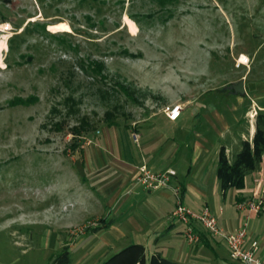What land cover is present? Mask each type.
Returning a JSON list of instances; mask_svg holds the SVG:
<instances>
[{
  "label": "rangeland",
  "instance_id": "obj_1",
  "mask_svg": "<svg viewBox=\"0 0 264 264\" xmlns=\"http://www.w3.org/2000/svg\"><path fill=\"white\" fill-rule=\"evenodd\" d=\"M256 48L253 78L264 0H0V264H49L65 245L71 264H100L144 241L92 232L104 162L119 171V148L137 150L121 129L156 96L225 95L199 73L229 78Z\"/></svg>",
  "mask_w": 264,
  "mask_h": 264
},
{
  "label": "crops",
  "instance_id": "obj_2",
  "mask_svg": "<svg viewBox=\"0 0 264 264\" xmlns=\"http://www.w3.org/2000/svg\"><path fill=\"white\" fill-rule=\"evenodd\" d=\"M257 49L251 52L239 50L232 55L234 66L239 70L229 78H216L208 71L199 73L208 80H221L225 95L203 100L204 96H156L158 107L147 110L138 120L121 129L129 131L138 146L136 151L130 145L121 146L117 160L110 155L119 162V171L104 162L112 172L99 186L105 189L102 193L109 200V209L105 211H108L106 218L112 219V223L93 232L95 235L110 230L117 239H142L144 241L137 243L144 245L147 257L159 252L164 258L186 264H240L229 259L221 238L206 234L200 226L204 238L195 244H187L184 226L171 223L175 197L170 189L147 190L133 183L141 163L154 171H162L175 169L183 162L187 166L185 175L175 169L176 175L171 181L172 185L179 186L182 202L194 211L208 206L219 225L229 232L236 231L247 220L248 237L259 241L258 256L264 259V155L258 166L245 176L242 188L232 187L223 194L216 173L220 148L224 147L232 162L241 142L252 141L257 114L264 113V76L249 77L257 59ZM237 54L246 56L249 63L241 62L237 67ZM184 69L185 75H190L192 69ZM237 81L243 82V94L226 88ZM172 103L182 106L176 120H170L163 111L164 106ZM153 104L156 105L154 101ZM252 108L257 111L255 117H250ZM252 196L262 202L263 209L258 213L235 207L237 201ZM104 214L97 217H105ZM151 242L152 251H147L146 246Z\"/></svg>",
  "mask_w": 264,
  "mask_h": 264
},
{
  "label": "built area",
  "instance_id": "obj_3",
  "mask_svg": "<svg viewBox=\"0 0 264 264\" xmlns=\"http://www.w3.org/2000/svg\"><path fill=\"white\" fill-rule=\"evenodd\" d=\"M181 110L182 106L179 103L168 104L163 108L165 115L170 120H176ZM255 115L256 111L250 113V117H255ZM134 140H136L135 136ZM175 175L176 170L173 168L154 171L146 164L141 163L137 167L134 185L142 186L147 190L170 189L172 191L175 197V205L170 217L184 225L183 234L187 244H195L201 240L200 226L206 234L219 237L224 241L228 250V257L232 261L240 264H264V259L258 256L259 241L248 237L247 220L236 231L229 232L219 225L216 216L208 206L205 205L200 211L192 210L182 202L179 186L171 184ZM235 207L238 210L256 213L263 209L261 200L254 196L237 201Z\"/></svg>",
  "mask_w": 264,
  "mask_h": 264
},
{
  "label": "trees",
  "instance_id": "obj_4",
  "mask_svg": "<svg viewBox=\"0 0 264 264\" xmlns=\"http://www.w3.org/2000/svg\"><path fill=\"white\" fill-rule=\"evenodd\" d=\"M135 55V54H131ZM257 114V113H256ZM264 155V113L256 116V129L252 141L243 140L241 148L236 153L232 162L226 156L224 147H221L217 160V178L219 186L224 194L229 188H242L245 176L253 171L262 160ZM99 225L92 227V232L107 228L112 219L102 217ZM204 238V233H201ZM70 248L65 245L56 253L49 264H71ZM100 264H186L174 262L161 256L159 252H154L149 257L146 256V249L140 243H131L119 249L114 254L103 260Z\"/></svg>",
  "mask_w": 264,
  "mask_h": 264
},
{
  "label": "water",
  "instance_id": "obj_5",
  "mask_svg": "<svg viewBox=\"0 0 264 264\" xmlns=\"http://www.w3.org/2000/svg\"><path fill=\"white\" fill-rule=\"evenodd\" d=\"M226 88L232 90L234 93H244L242 81L232 82L231 84L227 85Z\"/></svg>",
  "mask_w": 264,
  "mask_h": 264
},
{
  "label": "bare ground",
  "instance_id": "obj_6",
  "mask_svg": "<svg viewBox=\"0 0 264 264\" xmlns=\"http://www.w3.org/2000/svg\"><path fill=\"white\" fill-rule=\"evenodd\" d=\"M238 61H239V62L241 61V62H243V63H246V62L248 61V63H249V59H248L246 56H242V55H240ZM239 62H238V63H239Z\"/></svg>",
  "mask_w": 264,
  "mask_h": 264
}]
</instances>
